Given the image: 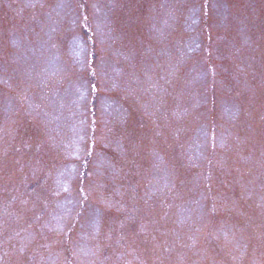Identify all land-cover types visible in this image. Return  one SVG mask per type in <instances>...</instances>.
Returning <instances> with one entry per match:
<instances>
[{
	"label": "rangeland",
	"instance_id": "rangeland-1",
	"mask_svg": "<svg viewBox=\"0 0 264 264\" xmlns=\"http://www.w3.org/2000/svg\"><path fill=\"white\" fill-rule=\"evenodd\" d=\"M0 264H264V0H0Z\"/></svg>",
	"mask_w": 264,
	"mask_h": 264
}]
</instances>
